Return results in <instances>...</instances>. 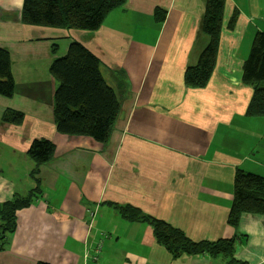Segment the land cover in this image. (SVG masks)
Here are the masks:
<instances>
[{"label":"crops","instance_id":"0c3cea01","mask_svg":"<svg viewBox=\"0 0 264 264\" xmlns=\"http://www.w3.org/2000/svg\"><path fill=\"white\" fill-rule=\"evenodd\" d=\"M23 2L0 0V47L15 79L13 96L0 95V203L37 186L27 155L35 139L56 150L39 166L43 195L17 211L0 264H226L207 254L174 258L151 225L122 216L126 205L194 241L234 239L238 260L264 264V215L229 222L237 170L264 177V115H248L255 89L243 82L254 36L264 32V0H226L217 64L203 88L184 76L209 43L207 0H127L95 31L26 24ZM73 41L99 57L121 103L106 143L56 128L51 65ZM7 109L24 122H4Z\"/></svg>","mask_w":264,"mask_h":264},{"label":"trees","instance_id":"16d2710c","mask_svg":"<svg viewBox=\"0 0 264 264\" xmlns=\"http://www.w3.org/2000/svg\"><path fill=\"white\" fill-rule=\"evenodd\" d=\"M127 0H24L21 18L26 24L64 29L98 30L107 16L123 6ZM202 29L209 43L202 51L196 65L185 72L189 87H205L217 64L226 0H207ZM238 12L230 18L228 28L234 29ZM53 51H58L54 45ZM51 72L58 85L54 95V119L57 131L69 136H88L106 143L121 112V103L101 72L99 57L78 41L70 43L65 55L57 57ZM243 82L255 89L248 115H264V32L257 31L250 54L243 67ZM15 79L10 52L0 47V95L12 97ZM2 120L20 125L25 114L7 109ZM55 143L46 138L35 139L27 155L36 163L32 177L37 186L26 195L15 194L11 200L0 203V251L7 249L17 229V211L31 206L43 195L39 166L50 162L55 155ZM122 216L131 221L146 222L153 227L157 241L174 258L183 255H209L226 264H247L235 256L234 239L194 241L170 223L145 214L140 208L119 206ZM264 215V177L237 170L234 181V199L229 222L237 225L242 214ZM37 264H50L40 261Z\"/></svg>","mask_w":264,"mask_h":264},{"label":"built area","instance_id":"2783aa9c","mask_svg":"<svg viewBox=\"0 0 264 264\" xmlns=\"http://www.w3.org/2000/svg\"><path fill=\"white\" fill-rule=\"evenodd\" d=\"M103 245H104V243H103V240H100L99 242H98V244L93 248V254H92V258L94 259V260H98V258H99V254L101 253V251H102V249H103ZM89 256V254L88 253H86V257H88Z\"/></svg>","mask_w":264,"mask_h":264},{"label":"clouds","instance_id":"9594fccd","mask_svg":"<svg viewBox=\"0 0 264 264\" xmlns=\"http://www.w3.org/2000/svg\"><path fill=\"white\" fill-rule=\"evenodd\" d=\"M95 247V246H94ZM96 261V260H95Z\"/></svg>","mask_w":264,"mask_h":264}]
</instances>
